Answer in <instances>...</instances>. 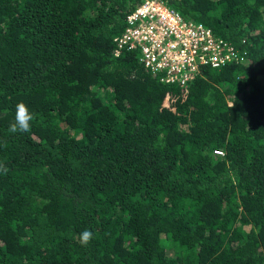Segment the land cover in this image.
Wrapping results in <instances>:
<instances>
[{"label": "trees", "instance_id": "16d2710c", "mask_svg": "<svg viewBox=\"0 0 264 264\" xmlns=\"http://www.w3.org/2000/svg\"><path fill=\"white\" fill-rule=\"evenodd\" d=\"M138 1L0 0V264H264V0H162L246 54L186 86L113 54Z\"/></svg>", "mask_w": 264, "mask_h": 264}, {"label": "built area", "instance_id": "2783aa9c", "mask_svg": "<svg viewBox=\"0 0 264 264\" xmlns=\"http://www.w3.org/2000/svg\"><path fill=\"white\" fill-rule=\"evenodd\" d=\"M114 37L113 54L138 51L140 62L161 82L186 86L203 66L239 64L246 58L200 23L184 20L162 0H139ZM220 153V152H218Z\"/></svg>", "mask_w": 264, "mask_h": 264}, {"label": "clouds", "instance_id": "9594fccd", "mask_svg": "<svg viewBox=\"0 0 264 264\" xmlns=\"http://www.w3.org/2000/svg\"><path fill=\"white\" fill-rule=\"evenodd\" d=\"M228 65V64H227ZM34 119L33 114L29 111L28 107L23 103L19 102L16 105L14 122L10 124L9 128L11 132H28L31 128V121ZM6 171V169H5ZM92 233L85 230L80 234V243L86 245L90 239H92Z\"/></svg>", "mask_w": 264, "mask_h": 264}]
</instances>
